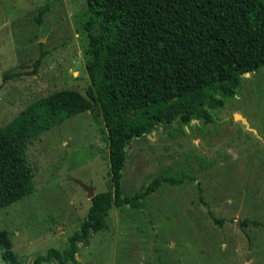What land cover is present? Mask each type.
Here are the masks:
<instances>
[{
	"label": "rangeland",
	"instance_id": "1",
	"mask_svg": "<svg viewBox=\"0 0 264 264\" xmlns=\"http://www.w3.org/2000/svg\"><path fill=\"white\" fill-rule=\"evenodd\" d=\"M92 15L86 0H0V125L53 91L86 95L88 34L101 32L96 21L86 27ZM95 114H73L27 143L34 189L0 208V229L22 264L64 249L90 193L108 188L107 141ZM159 174L180 182H161L140 208L112 207L107 227L65 264H264V66L243 76L210 121L176 118L132 139L121 195Z\"/></svg>",
	"mask_w": 264,
	"mask_h": 264
},
{
	"label": "trees",
	"instance_id": "2",
	"mask_svg": "<svg viewBox=\"0 0 264 264\" xmlns=\"http://www.w3.org/2000/svg\"><path fill=\"white\" fill-rule=\"evenodd\" d=\"M101 32L89 33L91 85L83 95L60 89L37 98L0 125V208L33 189L28 141L65 118L91 110L107 141L109 185L90 197L67 246L48 248L32 264L76 262L79 243L107 227L112 207L140 208V199L179 179L159 174L132 195H121V169L132 139L176 118L211 120L246 73L264 66V0H86ZM36 59L35 65L39 63ZM13 73H4V77ZM1 257L22 264L5 229Z\"/></svg>",
	"mask_w": 264,
	"mask_h": 264
},
{
	"label": "water",
	"instance_id": "3",
	"mask_svg": "<svg viewBox=\"0 0 264 264\" xmlns=\"http://www.w3.org/2000/svg\"><path fill=\"white\" fill-rule=\"evenodd\" d=\"M82 185H83V184H82ZM83 186H84L85 188H87V190H88V191H89V193H90V191H91V189H92V188H91L90 186H85V185H83ZM90 195H91V196H93V194H92V193H90ZM91 196H90V197H91Z\"/></svg>",
	"mask_w": 264,
	"mask_h": 264
}]
</instances>
